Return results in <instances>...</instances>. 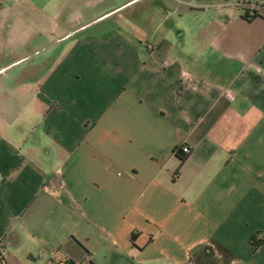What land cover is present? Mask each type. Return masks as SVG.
<instances>
[{
  "label": "crops",
  "instance_id": "obj_1",
  "mask_svg": "<svg viewBox=\"0 0 264 264\" xmlns=\"http://www.w3.org/2000/svg\"><path fill=\"white\" fill-rule=\"evenodd\" d=\"M92 9L0 0V264H264V0Z\"/></svg>",
  "mask_w": 264,
  "mask_h": 264
},
{
  "label": "rangeland",
  "instance_id": "obj_2",
  "mask_svg": "<svg viewBox=\"0 0 264 264\" xmlns=\"http://www.w3.org/2000/svg\"><path fill=\"white\" fill-rule=\"evenodd\" d=\"M196 2L197 0H93L90 1L88 3L89 6H87L85 5V0H72V9L77 11L82 10L86 12L90 10L91 7L93 8L92 10L94 11V13H97L98 16L106 13L111 15L116 11L117 16L122 17L124 15L127 16L128 13H133L135 10H142L145 7H152L157 9L158 5L160 6L161 3H164L170 9L168 23L180 26L184 24H192L193 15L188 10V7L192 4H196ZM108 14L103 15V17H107ZM113 17H109L103 20L104 22H102L101 24H111V19ZM133 18L138 21L143 19L144 15H140L139 18L137 16Z\"/></svg>",
  "mask_w": 264,
  "mask_h": 264
},
{
  "label": "built area",
  "instance_id": "obj_3",
  "mask_svg": "<svg viewBox=\"0 0 264 264\" xmlns=\"http://www.w3.org/2000/svg\"><path fill=\"white\" fill-rule=\"evenodd\" d=\"M255 12L252 11V14H254ZM182 149L184 151H189L190 147L188 145H183ZM55 264H77L75 261L71 260V259H57L55 260Z\"/></svg>",
  "mask_w": 264,
  "mask_h": 264
},
{
  "label": "trees",
  "instance_id": "obj_4",
  "mask_svg": "<svg viewBox=\"0 0 264 264\" xmlns=\"http://www.w3.org/2000/svg\"><path fill=\"white\" fill-rule=\"evenodd\" d=\"M251 16H253V15H251ZM185 159V156H182L181 155V160H184ZM257 246V244L256 243H253V247H256Z\"/></svg>",
  "mask_w": 264,
  "mask_h": 264
}]
</instances>
